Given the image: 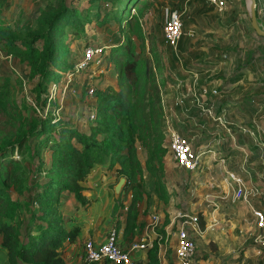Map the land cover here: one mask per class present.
<instances>
[{
  "label": "rangeland",
  "instance_id": "1",
  "mask_svg": "<svg viewBox=\"0 0 264 264\" xmlns=\"http://www.w3.org/2000/svg\"><path fill=\"white\" fill-rule=\"evenodd\" d=\"M195 1L203 12V14L198 15L197 32L198 36H201V39H197L195 42V48L200 54L196 62L198 66L209 68L207 72L211 76V80H223L220 84L224 91L221 93L226 98L223 105L228 108L227 110L225 109L228 112H225L222 117L223 120H226L224 121L226 125H222V128L217 124L213 125V121L209 122V124H203L209 130L204 135L202 133L203 125L198 119V117H203V114H200L201 111L195 110V114H192L186 110L183 111L185 113L181 110H175V113H170L171 110L168 109L165 98L166 94L168 102L173 100V91L167 90V88H171V82L174 81L175 77L174 71H176L175 68L178 65L175 61L176 59L172 56V54L174 55L172 53L173 48L164 39V12L166 9L179 8L180 3L183 4L182 8L185 6L188 8L190 0H137L135 3H132L131 0L122 1L120 6L124 5V7L119 19L115 18L114 14L111 13L116 9L113 8L115 6L113 0H2L0 13V38L4 34H14L18 36V41V39L26 38L29 33L42 31L44 26L46 27V24L41 19L43 12L47 13L48 10H57L63 5L73 7L69 10L74 16V21L67 23L63 30L60 29L57 32L51 33L57 44L62 46V52L65 55L64 61L75 65L83 57V49L85 50L89 45L97 47L102 45L103 50L100 53H96L94 59L84 69L76 70L74 67L73 70L61 69L63 70L62 73H53L46 85L43 86L41 97L37 98L32 88L36 84L38 77L30 78L26 61L21 60L16 54H6L3 46L0 45V52H3V55L0 53V76H8L10 78L11 100L17 106L14 110L20 112L25 122L29 119L39 120L47 114L46 112H49V116H53L54 120H60V123L64 122L74 126L80 132H89V122L95 116L97 106L95 90L103 89L109 85L110 90L116 94L121 89L120 84L122 82L128 89L129 101L136 105L137 115L139 116L137 133H134L137 136L135 138V149L142 163L143 174L139 184L142 197L138 200L137 207L138 210L143 207L144 211L142 212L146 214L149 206H153L156 211L160 212L164 221L169 220L168 210L175 207H180L181 210H186L187 208L195 213L193 209L197 210L198 206L197 208L190 207V203L204 198L202 192L206 189V187L200 186V183L203 181L202 178H205L204 173L191 172L179 166L173 160L169 153V129L176 128L186 135V137L187 134L193 135L192 141L194 140V143H204L205 148H210V151L208 153L206 151L203 157L205 164L216 162L218 157L217 154L211 157L212 150L221 148L223 151L226 149L230 143L227 141V138H231L232 135L235 136L236 140V138L244 134L245 142L242 143H245L244 145L248 150L250 149V143L253 144L254 141L251 142L247 135L256 137L260 133V137L263 136L264 138V101L262 103L257 101L252 102L254 105L251 107L250 120L247 117L245 119L242 118L241 113H237L238 109H236V102H234L237 100L235 98L241 97L248 90L255 89L252 94L255 92H258L256 94H260L259 91L263 88L264 82L262 84V79H259L257 76L264 77V50L261 49V46L264 45V36L257 35L251 29L249 10H247L244 23L245 27L249 28L251 36L246 37L244 41L245 45L242 47L243 50L239 57L237 48L230 43H226L229 38L225 37L222 39L217 37V34L222 31L226 34L229 33V30H226L229 22L222 20L219 13L206 12L209 8H213V6L208 5L205 0ZM248 1L228 0L227 7H232L231 10L235 14V16H232V20H235L236 24L241 23L240 21L237 22L239 18H242L240 17L242 15L238 12H242L246 8ZM256 6L259 8L260 16L264 23V0H256ZM226 8L223 10L224 15L227 14ZM223 27L225 28L223 29ZM120 29L126 33L123 42H128L129 44V46L127 45V52L133 54V58H131L133 63L126 66L124 71L121 68L126 59L125 52L111 56V61L109 59V44L114 36L120 32ZM220 29L222 31H219ZM239 34L241 35V32ZM118 36H121V34ZM220 39L222 40L221 42L219 41ZM36 44L39 45L40 43ZM218 45L224 48L221 51L224 55L223 60L219 58L214 59L215 57L212 54L218 53V50H215V46L218 47ZM226 49L228 50L226 51ZM249 50H252V55L255 58V61H252L253 66L248 64L250 60L247 61V57L245 59V54ZM207 53H211V55H206L205 58L211 57L206 58V60L212 61L204 62L205 59L202 57L203 54ZM203 62L208 63V65L203 64ZM244 68L248 70L245 71L246 77H243L245 85L241 83L244 89H235V92L229 94L228 87L233 85L232 83H228L231 74L235 71L245 70ZM241 72L243 74V71ZM166 75L169 76L166 77ZM91 87L95 88L93 93L88 91ZM220 103L221 101L218 100V104ZM172 111L174 110L172 109ZM109 112H112L109 115V119L121 126L122 117H115L114 110ZM203 112H208L210 116L216 117L213 110ZM3 116L0 118V138L9 132V129L4 126ZM204 118L207 117L204 116ZM216 119L219 120V117H216ZM56 122L59 123V121ZM121 127L124 131H127V125ZM60 129V126H55L49 133L42 134L40 138H48L50 140L57 137L60 134ZM252 130L254 133H252ZM211 131L215 134H210ZM140 132L143 138L138 136ZM207 135H209V138H207ZM30 142L31 144L35 143L36 139L33 137ZM124 143L125 141H122L120 146L122 145L121 147H123ZM48 144V147L40 151L39 156L36 155L31 160V168L42 160L44 164L40 169L42 172L47 171V167L51 161V141H48ZM123 149L125 148L123 147ZM239 150L244 154L245 151L242 147H239ZM16 157L18 160H21L22 155L18 154ZM244 158L245 155L234 156L228 163L237 166L238 160H241L240 163H242L244 162ZM26 159H29V157L26 156ZM148 160L151 161V165L149 166ZM23 163H25L24 160ZM245 164H242L241 169L247 175V171H250L253 164L251 162L248 166ZM107 168L112 171L114 170V177L99 176V178L97 177L95 181H92L87 186L82 182L87 188V195L90 197L87 204L82 205L76 200V203H72V206H70L68 203L69 194L66 193L67 191H64L59 206L63 218L66 219L65 222H76V220H79V223L85 229L89 228L87 230L89 234L95 233V235H100V237L101 235H105L110 225H114L116 229L120 227L125 218L127 205L130 204L133 198L131 190L124 188L125 183L118 193L115 192L114 184H116L121 176L125 177V175H120L114 167L109 168L107 166ZM34 173L36 171H28L27 175L29 177L26 180L27 182L31 181L30 176ZM107 174L108 172H106ZM255 175L259 176L258 173H255ZM43 178L37 177L38 180H42ZM99 185H102L108 192L109 197L113 201V207L111 206L112 208L108 213L106 212L104 216L101 215L94 222L90 220L93 213L89 210L97 205L94 191L97 192L101 188ZM201 202H204V205L207 206L205 201ZM212 207L210 206L211 209ZM68 208H72V213L66 211ZM233 208L236 211L237 206L234 204ZM64 211L66 212L63 213ZM230 213L233 217L235 216L234 212L230 211ZM100 214L102 213L99 212L97 215ZM201 216L203 218L202 214ZM233 217L229 218V215L223 213L224 220L217 222L216 225L219 226L214 225L215 228L225 231L226 223H230L228 219L234 220ZM203 219L205 220V218ZM239 229V227H232V230L235 233L237 230L238 234L240 232ZM171 230L174 231L175 228L173 227ZM160 232L162 231L160 230ZM122 233L124 236L131 235L130 233H125L124 227L122 228ZM163 236L162 241H165L164 243L166 244L164 255L167 260L165 262L166 264H173L172 255L169 254L172 251L173 245V242L170 240L171 235L167 236L166 239L163 232ZM1 255L3 254L0 251V264H2ZM198 256L199 258L201 257L200 252H198Z\"/></svg>",
  "mask_w": 264,
  "mask_h": 264
},
{
  "label": "trees",
  "instance_id": "2",
  "mask_svg": "<svg viewBox=\"0 0 264 264\" xmlns=\"http://www.w3.org/2000/svg\"><path fill=\"white\" fill-rule=\"evenodd\" d=\"M113 1V8L116 9L111 13L119 19L124 7L120 3L127 0ZM136 1L131 0L132 3ZM1 7L2 0L0 13ZM70 8L73 7L63 5L57 10L43 12L41 19L46 27L42 31L29 33L26 38L18 39L19 43L18 36L14 34H4L0 38V45L5 53L18 55L21 60L26 61L29 77H38L32 88L37 98L41 97L43 86L53 73H62L61 69H74L73 64L64 61L62 46L51 35L74 21ZM121 29L109 44V59L111 61V56L125 52L126 59L121 68L124 71L126 66L133 63V54L127 52L129 44L123 42L126 33ZM0 79V118L4 115V126L9 129L0 138V236L1 244L6 250L7 263L64 264L63 243L73 241L80 227H66L59 208L61 196L67 191L78 203L87 204L90 197L82 182L97 164L107 163L109 168L117 165L116 171L126 177L124 188L131 190L133 198L127 205L124 231L132 235L138 221V200L142 197L139 184L143 167L135 149L137 136L134 133H137L139 116L136 105L129 101L126 86L121 82V89L116 94L110 90L109 85L95 90L97 106L95 116L89 122L90 131L80 132L74 126L54 120L49 112L39 120L29 119L25 122L20 112L14 110L17 106L11 100L10 78L0 76ZM111 110L115 111V117H122L121 126L127 125V131L109 119ZM55 126L61 128L59 136L50 140L40 138ZM138 136L143 138L141 132ZM33 137L36 142L31 144ZM48 141H51V161L47 171L42 172L40 169L44 164L42 160L31 168V160L49 146ZM122 141H125V149L120 146ZM18 154L22 155L21 160L16 157ZM150 160L148 166L151 165ZM28 171H36L30 176L29 182L26 181ZM37 177L44 178L38 180ZM198 216L202 226L204 219L201 213ZM158 249V245L154 243L147 250L145 264H161Z\"/></svg>",
  "mask_w": 264,
  "mask_h": 264
},
{
  "label": "crops",
  "instance_id": "3",
  "mask_svg": "<svg viewBox=\"0 0 264 264\" xmlns=\"http://www.w3.org/2000/svg\"><path fill=\"white\" fill-rule=\"evenodd\" d=\"M182 6L183 4L180 3L179 8L177 7V9H180L182 11L183 32L177 48L172 49L173 50L172 53H174V55L172 54V56L174 59H176L175 61L178 66H176L177 67L175 68L176 71H174L175 77H174V81L171 82L172 83L171 88H167V90L173 91L172 93L173 100L171 102H168L167 100L168 96L165 94L167 107L168 109L171 110L170 113L171 112L175 113V110L177 111L181 110L182 112L186 110L192 114H195V110H199L201 111L200 114H203V117L201 118L198 117L199 122L202 123V125L209 124V122L213 121V125L217 124L218 126L222 127V125H226V123H224V121L226 120H223L222 117L225 114V112H228L225 111V109L227 110L228 108H226L225 105H223L224 102L226 101V98H224L225 97L224 94L221 93L224 92L223 87L220 86L223 80L222 79L211 80V76L207 72L209 68H205L203 66L201 67L200 65L198 66L196 62L200 54L199 52H197L195 48V42L197 39H201L200 38L201 36H198V32H197L198 23H199L198 15L203 14V12L195 0H190V5L188 8L186 6L182 8ZM228 7L225 10L227 11L226 15H224L225 13H223V11L218 12L215 8H209V10H207L206 12L219 13L220 18L222 20L224 21L227 20L229 22L226 27V30H229V33L226 34L224 33V31L220 29L219 31L222 32L217 34V37L222 39L225 37L229 38V40L226 43L227 44L230 43L235 48H237V50L239 51L238 55L240 57L241 51L243 50L242 47L245 45L244 41L246 40V37L251 36V32H249V28L245 27V23H244L246 20L247 10H249L248 2L246 8L242 10V12L241 11L238 12L240 15H242L240 16L242 18H239L237 20V22L239 21L241 22L240 24H236L235 20H232V16H235V14L234 11L231 10L232 7L231 8ZM257 20L261 26L264 24L260 16L259 8H257ZM249 24L251 29H253L250 23V16H249ZM224 28L225 27H223V29ZM239 32H241V35L239 34ZM219 41L221 42L222 40L220 39ZM216 49L218 50L219 55L217 52L212 53L215 57L214 59L219 58L223 60L224 55L223 53H221V51L224 50V48L221 45H218V47L215 46V50ZM228 49H226V51ZM261 49L264 50V45L261 46ZM0 53L2 54L3 52ZM206 55H211V53H207L205 55L203 54L202 58L205 59L204 62L212 61V60L207 61L206 58H209L211 56L205 58ZM245 55H246L245 59L247 57V61L250 60L248 64L252 65L253 64L252 61H255V58L252 55V50L247 51ZM204 62L203 64L208 65V63H204ZM244 69L245 70L235 71L231 74L228 83H232L233 85L228 87L229 94L235 92V89H244L241 83L245 85L243 81V77H246L245 71H248L247 68ZM241 71H243V74H241L242 73ZM168 76L169 75H166V77ZM257 77H259V79H262V84H263L264 82L263 77L261 76H257ZM216 78H222V77H216ZM262 87H263L262 90L260 89L259 91L260 94H256L258 92L252 94V92L255 91L254 89V90H248L241 97L235 98L237 99L234 101L236 102L235 103L236 109H238L237 113L238 114L241 113L240 115L242 118L245 119V117H247L248 120H250L249 117H251V109H252L251 107L252 105H254L252 102L257 101L259 103H262V101H264V97H263L264 84ZM218 100L221 101L220 104H218ZM172 109L174 111H172ZM254 109H256V107H254ZM208 110L209 111L213 110L214 113L216 114V117H219V120L215 119L212 115L210 116L208 112H203ZM204 116L207 118H204ZM208 131H209L208 128L203 125L202 128L203 135L204 133H208ZM252 133H254L253 130ZM210 134H215V133L211 131ZM209 135H207V138H209ZM243 136L241 135L239 136L241 138L238 137L235 140V136L232 135L231 138H227V141H229L230 143L228 144L226 149H224L223 151L221 150V148L217 150L214 149L212 150L211 157H214V155L217 154L218 159L214 163L213 162L208 163L206 161L208 164H205L206 168L203 171L205 174L204 176L205 178H202L203 180L201 182L202 184L200 183V186L206 187V189H204V191L202 192V195L204 194V198L202 199L200 198L199 200L190 203L191 204L190 207L192 206L197 208L198 206V209L197 210L193 209V211L195 213H201L203 215V218H205L203 225L202 226L199 225L198 230L194 231L198 252H200L201 255L200 257L201 259L199 258L200 264L201 263L202 264H221V263L222 264H264V245L256 241L255 238L258 235L264 234V230L258 228L255 225L254 215L251 213L248 205L244 203L233 202L231 200L232 191L227 189L224 186V184L221 183L220 181L221 176L225 173V171L228 170L239 173L246 178L251 177V179H253L254 181L264 182V149H263L264 138L263 136L260 137V133L256 137L247 135V137L250 139L251 142L254 141L253 144L250 143L249 145L250 149L248 150V148L244 145L245 143L244 144L242 143L245 142ZM187 137L192 142L193 146L196 149L204 150L205 152L207 151V153L210 151L209 150L210 148L208 149L205 148L204 143L202 144L194 143V140L192 141V138H194L193 135L187 134ZM239 147H242V149H244L245 151L244 154L241 152V150H239ZM239 155L241 156L245 155L246 159L244 158V162L240 163L241 160H238L239 162L237 163V166H235V164L230 165L228 163V161L231 158H234V156H239ZM248 161L249 163L251 162V164H253L252 168L249 167L250 171L248 170L250 175L244 174L241 169L243 166L242 164H245V162H246L245 164L246 166L249 165ZM114 168H117V165H115ZM113 171L107 168V163L94 165L90 171V175L86 179L87 181L84 180L83 184H85L86 186L90 185V183L92 181H95L97 177L99 178V176H104V177L108 176L112 178L114 177ZM106 172H108L107 175ZM212 173H215L217 175L216 181L217 182L220 181L218 184L215 181L213 185H210L209 179H207V177L209 176V174ZM255 173L256 174L258 173L259 176L255 175ZM99 186L101 188H99L97 192L94 191L95 198L97 199L96 200L97 205L96 207L93 206L89 210L90 212L93 213V215L90 217V220H93L94 222L101 215L104 216L106 212L108 213L109 210H111V208L113 207L112 206L113 201L109 197L108 192L102 185ZM69 197L70 198L68 200L69 201L68 203L70 206H72V203H76V199L73 195H69ZM201 201H205L207 206L204 205V202ZM232 202L237 206L236 211L235 208H233L234 204ZM210 206H213L212 209L210 208ZM142 208L138 210L137 226L132 235H128V236L123 235L122 228L124 227V221H122L120 227L117 228L118 240L121 241L122 245L126 246L128 244L127 243L128 241L133 240V238L140 237L143 234V228L145 226V223H147V221L149 220L147 210L151 209L152 211L154 210L156 211V209L150 205L149 208L146 210V214H143L142 211H144V208L143 209ZM178 210H181L180 207H175L168 210V214H169L168 221H164V219L161 216V222L158 228L159 231L160 230L162 231L160 232L162 236H163V232L165 233L166 239L167 236L169 237V235H171L170 240L173 242L172 243L173 245L175 243V231L171 230L174 227L173 223L175 221L176 223L182 221L181 218L175 217V213ZM66 211H68V213H72V208H68L66 209ZM66 211H64L63 213H65ZM184 211L188 213H193L187 208ZM230 211L234 212L235 214L234 217L232 216ZM99 212H101L102 214L97 215ZM223 213L229 215V218L231 217L234 218V220L228 219L230 223H226L225 231L217 230L214 226L216 225L217 222L224 220ZM64 220L66 219L64 218ZM65 225L66 227L79 226L80 230L73 241H67L62 246V255L64 258V264H84V256L82 251L83 239L86 236H91L96 240H102L105 235H101L100 237V235H95V233H93L92 235L89 234V232L87 231L89 228L85 229L79 223V220H76V222L75 221L65 222ZM111 226L112 225H110V227ZM232 227L233 228L239 227L240 228L239 234L237 230L235 233L232 230ZM164 242L159 245V250H158L161 264H166L165 261L167 260L166 256L164 255V252L166 250V244ZM173 245H172V251L169 252V254L172 255V261L174 258ZM0 251L3 254L1 255L2 257L1 263L8 264L6 257V250L1 244V236H0ZM141 262L142 264L146 263L145 256H142Z\"/></svg>",
  "mask_w": 264,
  "mask_h": 264
},
{
  "label": "built area",
  "instance_id": "4",
  "mask_svg": "<svg viewBox=\"0 0 264 264\" xmlns=\"http://www.w3.org/2000/svg\"><path fill=\"white\" fill-rule=\"evenodd\" d=\"M205 2L219 12L223 11L228 4V0H205ZM182 32V11L177 8L166 9L163 22L165 42L176 49ZM102 50V45L99 47L89 45L85 50L83 49V57L75 63V69H84L94 59L96 53H100ZM94 89L91 87L88 91L93 93ZM213 117L216 119L215 116ZM169 153L179 166L198 174L204 173L206 168L203 161L205 151L196 149L188 137L176 128L169 129ZM247 175H250L249 171H247ZM207 179H209L210 185H213L217 180V175L209 174ZM220 181L232 191L231 200L233 202L248 205L254 215L255 225L264 230V182L254 181L251 177L246 178L228 170L221 176ZM219 182L216 181L217 184ZM147 213L149 220L145 223L143 234L128 241L126 246L118 240V232L114 225L107 230L102 240L86 236L82 242L84 264H142V256L146 257L147 250L154 243L158 247L163 243V236L158 229V224L161 222L160 213L151 209L147 210ZM198 215L199 213H188L184 210H178L175 213V217L181 218L182 221L176 223L174 220L173 223L175 228L173 264H200L194 235V231L198 230L200 225ZM255 238L256 241L264 245V234Z\"/></svg>",
  "mask_w": 264,
  "mask_h": 264
},
{
  "label": "water",
  "instance_id": "5",
  "mask_svg": "<svg viewBox=\"0 0 264 264\" xmlns=\"http://www.w3.org/2000/svg\"><path fill=\"white\" fill-rule=\"evenodd\" d=\"M248 9H249L250 23L253 29L258 35L264 36V27H262L257 20L256 0L248 1ZM125 182H126V177L121 176L114 187L116 193L120 191L121 187L124 185Z\"/></svg>",
  "mask_w": 264,
  "mask_h": 264
}]
</instances>
